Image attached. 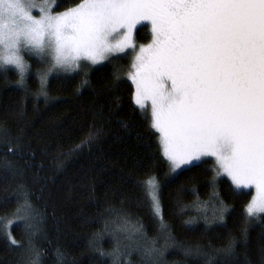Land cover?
I'll return each instance as SVG.
<instances>
[{
	"label": "snow or ice",
	"instance_id": "snow-or-ice-1",
	"mask_svg": "<svg viewBox=\"0 0 264 264\" xmlns=\"http://www.w3.org/2000/svg\"><path fill=\"white\" fill-rule=\"evenodd\" d=\"M53 5L59 6L55 0H0V71L13 67L25 99L42 96L47 104L54 99L47 91L50 75L83 70L79 91L89 83L90 65L134 53L132 101L149 130L160 133L166 176L214 157V188L226 176L234 195L255 191L241 213L246 238L252 223L264 219V0H81L56 14ZM144 21L151 25L152 39L137 51L134 33L145 27ZM24 54L47 66L35 73L40 85L35 93L26 83L30 66ZM138 183L167 248L174 237L161 214L160 183L154 174ZM212 199L213 219L223 223L230 206L218 192ZM25 212L20 219L27 226V246L20 247L27 264H41L42 253L33 243L39 220L30 205ZM185 223L191 225L195 218ZM134 232L143 238L137 249L143 247L146 260L163 255L143 225ZM236 243L229 237L224 247L211 251L227 257ZM89 247L99 251L93 241ZM181 250L215 264L200 245ZM99 254L118 259L119 244L113 252ZM63 260L57 250L58 264Z\"/></svg>",
	"mask_w": 264,
	"mask_h": 264
},
{
	"label": "trees",
	"instance_id": "trees-1",
	"mask_svg": "<svg viewBox=\"0 0 264 264\" xmlns=\"http://www.w3.org/2000/svg\"><path fill=\"white\" fill-rule=\"evenodd\" d=\"M55 2L57 12L81 0ZM134 35L137 44L151 40L147 25ZM127 64L122 57L90 66L89 83L79 91L83 70L54 73L47 86L54 99L47 104L42 96L25 99L14 68L0 71V264H27L20 247L27 246L25 221L13 223L9 234L2 224L18 210L26 215L27 205L39 220L33 243L42 253L41 264H58L57 250L63 264H205V258L181 250L196 245L209 251L215 264H264V219L252 223L246 238L241 235V213L251 191L234 195L225 176L214 188L211 158L166 176L157 132L133 104ZM35 70L26 78L30 93L40 87ZM153 174L161 186V214L174 237L167 248L138 183ZM214 192L230 206L223 223L211 218ZM193 218L195 223H185ZM139 225L149 240L156 239L162 256L148 261L143 247L137 249L144 243L134 232ZM229 237L237 239L233 254L211 251ZM89 241L105 253L119 244L121 255L101 256Z\"/></svg>",
	"mask_w": 264,
	"mask_h": 264
},
{
	"label": "rangeland",
	"instance_id": "rangeland-1",
	"mask_svg": "<svg viewBox=\"0 0 264 264\" xmlns=\"http://www.w3.org/2000/svg\"><path fill=\"white\" fill-rule=\"evenodd\" d=\"M49 3L51 4L52 3V0H49ZM53 6H55V5H53ZM74 7V6H73ZM69 9V8H68ZM65 10H67V9H65ZM65 10H62V11H54V13L53 14H56V13H60V12H63V11H65ZM34 14H35V10H34ZM144 25H147L148 26V28H149V30H150V33H151V25H150V23L149 22H147V21H144V22H142ZM139 26V25H138ZM135 34V33H134ZM151 39H152V37H151ZM151 41V40H150ZM135 44H136V50L138 51L139 50V46H141V45H145L144 43H142V44H137L136 42H135ZM134 53H130L129 54V56H127V62H128V64H127V67H126V70H125V73H126V75H127V77L129 78V75H130V73H131V71H132V68H131V63H132V60H133V58H134ZM24 58H25V60H26V62L28 63V65L30 66V68H29V71H28V73H27V75H26V78L28 77V75L31 73V71H32V67H34V68H36V70H35V72L34 73H36V71H37V69H43V68H45V67H47L46 65H44V64H42V63H40L39 62V60H38V58L37 57H35V56H29L28 54H24ZM34 59V60H33ZM109 61H111V60H104V61H100V62H98L97 64H95V65H90V66H96V65H100V64H104V63H106V62H109ZM85 63H89L90 64V62H85ZM11 68H13V67H11ZM77 70H79V69H77ZM75 72V71H74ZM36 76V75H35ZM37 77V76H36ZM37 79H38V77H37ZM131 80V79H130ZM38 84H39V79H38ZM40 86V85H39ZM134 86V85H133ZM134 91H135V86H134ZM149 110H150V104H149ZM155 130V129H154ZM156 131V130H155ZM157 132V135H158V138H159V136H160V133L158 132V131H156ZM160 145V144H159ZM160 149H161V152L163 151L162 150V145H160ZM202 159H205V158H202ZM212 160H213V163L215 162V158L213 157V158H211ZM185 166H182V168H184ZM179 171V170H178ZM226 177V176H225ZM229 180H230V178H228ZM255 194V191H254V189H252L251 190V196L252 195H254ZM250 199H251V197H250ZM18 213V211L16 212V213H14V214H12V215H10V216H8V217H6V218H4L3 220H2V224H3V229H4V231H6V233H8L9 234V230H10V226L13 224V223H15V222H18V221H20L21 219H20V217L21 216H24V213H23V211H19V213ZM212 219H213V217H211ZM23 221V220H22Z\"/></svg>",
	"mask_w": 264,
	"mask_h": 264
},
{
	"label": "flooded vegetation",
	"instance_id": "flooded-vegetation-1",
	"mask_svg": "<svg viewBox=\"0 0 264 264\" xmlns=\"http://www.w3.org/2000/svg\"><path fill=\"white\" fill-rule=\"evenodd\" d=\"M149 43H151V41H149L148 43H146L145 46L148 45Z\"/></svg>",
	"mask_w": 264,
	"mask_h": 264
}]
</instances>
